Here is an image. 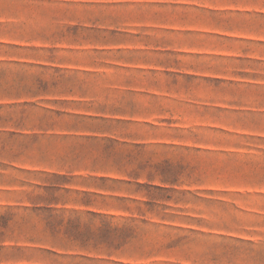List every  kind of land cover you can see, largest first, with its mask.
<instances>
[{
    "label": "rangeland",
    "instance_id": "1",
    "mask_svg": "<svg viewBox=\"0 0 264 264\" xmlns=\"http://www.w3.org/2000/svg\"><path fill=\"white\" fill-rule=\"evenodd\" d=\"M0 264H264V0H0Z\"/></svg>",
    "mask_w": 264,
    "mask_h": 264
}]
</instances>
